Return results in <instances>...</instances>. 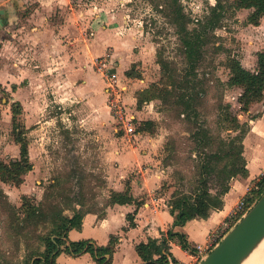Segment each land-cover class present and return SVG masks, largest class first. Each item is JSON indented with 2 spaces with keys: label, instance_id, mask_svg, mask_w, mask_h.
Listing matches in <instances>:
<instances>
[{
  "label": "rangeland",
  "instance_id": "374dc122",
  "mask_svg": "<svg viewBox=\"0 0 264 264\" xmlns=\"http://www.w3.org/2000/svg\"><path fill=\"white\" fill-rule=\"evenodd\" d=\"M217 1L75 0L76 9L91 19L103 7L109 9L112 22L104 24L98 37L107 46L102 56L82 49L54 50L57 61L49 67L43 45L26 49L23 39L9 43L0 35V162L20 159L16 138L18 131H25V137L21 135L28 141L34 167L19 187L0 180V264L44 258L47 240L68 226L66 219L101 212V205L111 201L106 177H171V186L162 191L166 200L176 191L194 192L204 148H197L190 136L199 127L215 138L234 136L229 114L247 123L239 104L242 90L229 86V64L236 59L254 72L257 55L264 50V16L255 24L253 10L239 11L235 0H221L227 7L223 22L207 31L203 60L192 73L182 29H197ZM96 29L86 28V39L95 38ZM77 36L74 30L72 42L82 40ZM106 57L118 64L117 94L107 93L105 79L94 68ZM91 81H100V90L88 93ZM135 83L139 92L127 90ZM186 84L197 86L196 91ZM186 93L197 95V120H185L179 107ZM152 97L155 100H143ZM16 102L22 110L14 134ZM130 127L135 133L128 136ZM172 143L175 159L167 149ZM121 157H127L128 164ZM210 180L215 193L219 182Z\"/></svg>",
  "mask_w": 264,
  "mask_h": 264
},
{
  "label": "crops",
  "instance_id": "0c3cea01",
  "mask_svg": "<svg viewBox=\"0 0 264 264\" xmlns=\"http://www.w3.org/2000/svg\"><path fill=\"white\" fill-rule=\"evenodd\" d=\"M3 1L2 6L0 5L2 39L13 43L19 37L18 40H24L26 49L43 45L46 55L45 67L57 61V55L52 54L54 50V52L65 50L70 52L73 51L72 49H82L89 50L95 56H102L107 46L106 41L98 39L104 24L108 25L112 22V16L106 7L101 9V14L91 19L76 9L75 0ZM52 12H55L54 19H52L54 14ZM93 27L98 29L94 34L95 38L89 41L84 36V31L86 28ZM74 30L78 33L76 38L78 40L82 38L81 41L72 42ZM121 44V42L118 43L120 48ZM24 61L28 62V59ZM117 66L118 64L115 63L116 73ZM100 87V81H91L86 86V91L97 92ZM127 90L140 91L137 83L134 87H127ZM242 118L246 119L250 128L243 142V156L248 174L231 181L230 190L223 197V207L213 211L207 219L198 218L189 221L183 227H174L175 218L170 211L171 198L166 200V192L162 193L166 185L171 186V177H106L107 186L111 192H125L129 184L134 199L144 201V204L138 207L135 204L121 206L107 202L106 206L101 205L103 209L101 212H85L80 227L71 229L67 234V240L70 242L93 241L100 247H107L111 238H116L117 246L113 254V264H143L137 253V246L142 243L147 244L150 240L161 243L163 239L168 238L170 230H173L175 234L186 236L194 251L196 247H209L210 236L222 226L249 193L260 190L259 182L264 177V102L252 105L250 111ZM128 136L131 135L128 134ZM119 160L128 164L127 157H121ZM170 195L173 197L174 193ZM128 215H133L135 218L133 227L128 222ZM168 242V250L164 251L167 253L170 264L191 260V255L182 248L178 239L168 240ZM56 263L97 264L90 254L72 257L65 252L57 257Z\"/></svg>",
  "mask_w": 264,
  "mask_h": 264
},
{
  "label": "trees",
  "instance_id": "16d2710c",
  "mask_svg": "<svg viewBox=\"0 0 264 264\" xmlns=\"http://www.w3.org/2000/svg\"><path fill=\"white\" fill-rule=\"evenodd\" d=\"M175 4H180V0H174ZM234 7L237 10H253L252 21L255 24L264 16V0H235ZM227 7L218 0L217 4L211 8L210 14L204 20L199 22V27L189 32L186 27L182 29L183 44L186 49L187 58L191 64L192 73L196 70V66L203 60L204 49L207 47V31L220 28L223 22ZM177 14L182 18L183 11L179 8ZM161 64V63H160ZM165 69L166 64L162 63ZM231 78L229 86L239 88L242 94L239 98L241 112L247 114L252 105L264 102V50L257 55V69L254 72L246 70L239 60L232 59L229 64ZM196 78L197 75H194ZM192 83V81H189ZM186 88L196 91L194 84H186ZM156 97L143 99L145 102L153 101ZM197 95L195 93H186L180 98L179 107L183 108L185 120L192 121L199 118ZM22 110L20 102L13 105V121L14 134L19 130L16 122ZM256 118V117H254ZM231 123V132L228 138H215L212 131L199 127L195 133L190 136V140L197 148H204L200 154L199 170L200 175L196 181V189L194 192L176 191L170 201V211L175 218L174 227H183L189 221L194 219H207L213 211L223 207V197L230 190V183L233 179L248 174L246 168V160L244 159V139L249 132V124L241 123L239 117L229 114L227 118ZM148 126L154 127L153 122H147ZM154 130V128H153ZM140 131H147L142 129ZM17 142L20 145V159L5 164L0 162V180L3 183L12 184L19 187L24 182V177L33 171V165L30 159L29 144L24 138L25 131H18ZM23 136H22V135ZM218 144L217 149L210 153L206 151V147ZM167 147L168 151L173 154L174 159L178 157L177 149L174 143ZM166 149V150H167ZM215 177L219 182L220 189L213 193L211 187V178ZM259 191H253L246 198L248 207L253 206L262 193L264 192V177L259 182ZM110 204L113 205H132L141 207L144 201H137L131 194V187L126 186L125 192H112ZM84 214L76 213L72 218L66 219L67 224L53 238L47 240V249L45 257L38 258L31 264H57L56 259L65 252L72 257H79L84 254H90L97 264H113V254L117 246V239L112 237L107 247H100L93 241L70 242L67 240L68 232L73 228H79ZM130 226H134L133 215H128ZM186 251L191 247L183 234H175L173 230L168 232V238L163 239L161 243L157 240H150L147 244L137 246V253L143 261V264H170L167 257L168 240H176ZM166 252H165V251ZM194 251V250H193ZM176 262V261H175Z\"/></svg>",
  "mask_w": 264,
  "mask_h": 264
},
{
  "label": "water",
  "instance_id": "95a60500",
  "mask_svg": "<svg viewBox=\"0 0 264 264\" xmlns=\"http://www.w3.org/2000/svg\"><path fill=\"white\" fill-rule=\"evenodd\" d=\"M264 241V192L200 264H243Z\"/></svg>",
  "mask_w": 264,
  "mask_h": 264
},
{
  "label": "built area",
  "instance_id": "2783aa9c",
  "mask_svg": "<svg viewBox=\"0 0 264 264\" xmlns=\"http://www.w3.org/2000/svg\"><path fill=\"white\" fill-rule=\"evenodd\" d=\"M96 71L105 79L107 83V93L109 95L117 94L119 87L118 74L114 71L115 63L111 60V57L98 59L94 64ZM134 128L127 129L128 134H134ZM250 193L248 194V196ZM252 207V206H251ZM246 203V199L241 201L231 216L222 224V226L210 236V245L207 248L196 247L195 251L191 248L188 250L191 255L189 262L172 263V264H200L207 255L220 243L225 235L234 228L237 223L248 213L251 209Z\"/></svg>",
  "mask_w": 264,
  "mask_h": 264
},
{
  "label": "bare ground",
  "instance_id": "6f19581e",
  "mask_svg": "<svg viewBox=\"0 0 264 264\" xmlns=\"http://www.w3.org/2000/svg\"><path fill=\"white\" fill-rule=\"evenodd\" d=\"M243 264H264V241Z\"/></svg>",
  "mask_w": 264,
  "mask_h": 264
}]
</instances>
